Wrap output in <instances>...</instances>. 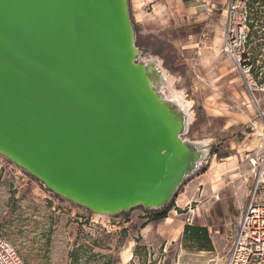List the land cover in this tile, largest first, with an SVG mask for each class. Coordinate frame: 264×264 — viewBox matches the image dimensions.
<instances>
[{"label": "water", "instance_id": "1", "mask_svg": "<svg viewBox=\"0 0 264 264\" xmlns=\"http://www.w3.org/2000/svg\"><path fill=\"white\" fill-rule=\"evenodd\" d=\"M167 85L129 0H0V154L72 206L162 210L199 170Z\"/></svg>", "mask_w": 264, "mask_h": 264}, {"label": "rangeland", "instance_id": "2", "mask_svg": "<svg viewBox=\"0 0 264 264\" xmlns=\"http://www.w3.org/2000/svg\"><path fill=\"white\" fill-rule=\"evenodd\" d=\"M248 2L251 4L250 0ZM247 11L249 65L264 85V0ZM136 45L168 79L190 121L184 140L205 144L199 170L162 210L139 207L100 217L72 206L0 154V235L25 264H225L252 184L258 101L223 52L227 0H129ZM255 12H258L257 14ZM167 211V218H156ZM209 232L210 248L187 240L185 228ZM74 257V258H73Z\"/></svg>", "mask_w": 264, "mask_h": 264}, {"label": "built area", "instance_id": "3", "mask_svg": "<svg viewBox=\"0 0 264 264\" xmlns=\"http://www.w3.org/2000/svg\"><path fill=\"white\" fill-rule=\"evenodd\" d=\"M248 0H227L224 10L223 52L239 69L250 90L264 93L249 65L250 26ZM258 144L251 164L252 184L225 264H264V101H258ZM0 264H25L13 245L0 235Z\"/></svg>", "mask_w": 264, "mask_h": 264}, {"label": "trees", "instance_id": "4", "mask_svg": "<svg viewBox=\"0 0 264 264\" xmlns=\"http://www.w3.org/2000/svg\"><path fill=\"white\" fill-rule=\"evenodd\" d=\"M251 4L247 1L248 3V8L249 10H254V5L258 4V0H250ZM256 14L258 12H255ZM251 29H254V26L251 24L250 26ZM167 218V211L162 213L160 216H158L156 219L157 220H163ZM185 236L188 241L193 242L196 244L199 248L201 249H206L210 248L211 245V240L209 236V232L206 228H202L199 226H187L185 228ZM74 258V257H73Z\"/></svg>", "mask_w": 264, "mask_h": 264}, {"label": "bare ground", "instance_id": "5", "mask_svg": "<svg viewBox=\"0 0 264 264\" xmlns=\"http://www.w3.org/2000/svg\"><path fill=\"white\" fill-rule=\"evenodd\" d=\"M182 98H183V97H181V96H179V95H178V96H177V95H174L173 98H170V99L176 100L179 104L182 105V104H183V103H182ZM182 106H183L185 109L187 108L186 105H182Z\"/></svg>", "mask_w": 264, "mask_h": 264}, {"label": "crops", "instance_id": "6", "mask_svg": "<svg viewBox=\"0 0 264 264\" xmlns=\"http://www.w3.org/2000/svg\"><path fill=\"white\" fill-rule=\"evenodd\" d=\"M180 1L186 7L191 6L193 3V0H180Z\"/></svg>", "mask_w": 264, "mask_h": 264}]
</instances>
